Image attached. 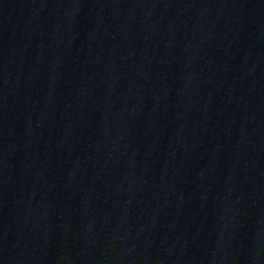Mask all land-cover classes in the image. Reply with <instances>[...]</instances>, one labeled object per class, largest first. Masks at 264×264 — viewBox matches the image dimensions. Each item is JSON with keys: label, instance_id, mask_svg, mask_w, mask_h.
Instances as JSON below:
<instances>
[{"label": "water", "instance_id": "95a60500", "mask_svg": "<svg viewBox=\"0 0 264 264\" xmlns=\"http://www.w3.org/2000/svg\"><path fill=\"white\" fill-rule=\"evenodd\" d=\"M0 264H264V0H0Z\"/></svg>", "mask_w": 264, "mask_h": 264}]
</instances>
